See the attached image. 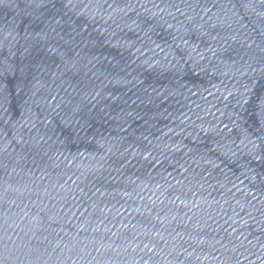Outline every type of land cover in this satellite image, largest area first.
Segmentation results:
<instances>
[{"label":"water","instance_id":"obj_1","mask_svg":"<svg viewBox=\"0 0 264 264\" xmlns=\"http://www.w3.org/2000/svg\"><path fill=\"white\" fill-rule=\"evenodd\" d=\"M0 264H264V0H0Z\"/></svg>","mask_w":264,"mask_h":264}]
</instances>
